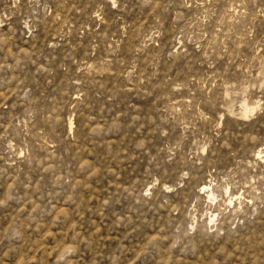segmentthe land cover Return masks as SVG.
Here are the masks:
<instances>
[{"label":"rangeland","instance_id":"rangeland-1","mask_svg":"<svg viewBox=\"0 0 264 264\" xmlns=\"http://www.w3.org/2000/svg\"><path fill=\"white\" fill-rule=\"evenodd\" d=\"M0 264H264V0H0Z\"/></svg>","mask_w":264,"mask_h":264},{"label":"bare ground","instance_id":"bare-ground-1","mask_svg":"<svg viewBox=\"0 0 264 264\" xmlns=\"http://www.w3.org/2000/svg\"><path fill=\"white\" fill-rule=\"evenodd\" d=\"M247 108V107H246ZM248 109V108H247ZM247 109H244L245 110V115H246V112L247 111H249V109L247 110ZM202 185V184H201ZM208 188V186L206 185V184H203L202 186H201V189L202 190H204V189H207ZM208 190V189H207ZM209 196H212V193L211 192H209ZM214 197V196H213Z\"/></svg>","mask_w":264,"mask_h":264}]
</instances>
